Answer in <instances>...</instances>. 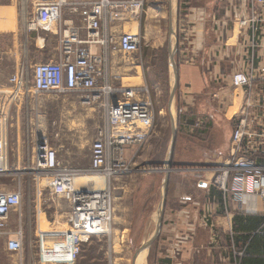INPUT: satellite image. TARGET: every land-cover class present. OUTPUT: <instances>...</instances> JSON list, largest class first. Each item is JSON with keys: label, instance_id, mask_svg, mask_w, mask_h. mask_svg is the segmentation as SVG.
<instances>
[{"label": "built area", "instance_id": "1", "mask_svg": "<svg viewBox=\"0 0 264 264\" xmlns=\"http://www.w3.org/2000/svg\"><path fill=\"white\" fill-rule=\"evenodd\" d=\"M250 17L239 21L251 31L248 71H235L230 78L233 90L247 96L233 116L230 153L216 165L212 185L240 205L254 197L264 200V162L257 163L251 154L255 144L245 138L254 136L249 126L253 116L251 88L253 63L258 58V36L264 39V0H246ZM145 0H33L27 13L28 31L49 30L59 26L60 41L56 58L31 67L30 76L23 68L10 77L13 91H30L36 97L76 95L90 110L103 111V125L90 144L88 168L73 169L63 165L57 151L46 139H38L31 156V172L36 180L45 179L50 195L67 206L65 247L42 253V259L75 262L82 247L93 238H109L115 215L114 191L118 178L129 172V162L137 156L151 134L149 90L145 86L116 87L111 82L110 66L116 54L134 56L142 37L122 32L125 23L137 22ZM80 22V26L74 24ZM262 24L261 29L257 26ZM262 109L264 104L261 103ZM140 109V110H138ZM144 121L139 123V120ZM6 119L0 118V178L9 172ZM259 146L264 150V125ZM129 158V159H128ZM21 190L0 191V239L9 215L20 208ZM58 233V232H57ZM40 239L41 252H44ZM6 250L23 251L22 233L17 231L6 242ZM243 251H233L235 258Z\"/></svg>", "mask_w": 264, "mask_h": 264}, {"label": "crops", "instance_id": "2", "mask_svg": "<svg viewBox=\"0 0 264 264\" xmlns=\"http://www.w3.org/2000/svg\"><path fill=\"white\" fill-rule=\"evenodd\" d=\"M180 1L175 55L180 126L197 141L210 128L211 131H228L215 156L219 160L230 153L233 116L247 96L243 91L231 88L230 78L235 71H248L250 66L251 31L248 26L241 28L238 24L250 17L249 5L246 0ZM257 26L261 29L262 24ZM256 41L258 48L254 52L259 56L253 63L254 81L250 97L254 105V118L249 126L254 136L245 138V141L255 144V152L251 156L255 157L257 163H263L264 150L259 147L263 140L259 135L264 125V109L260 106L264 104V39L258 36ZM55 58L56 54L48 61ZM34 64H30L31 67ZM0 93L3 99L0 112L6 119L3 129L7 136L10 172L6 177L22 178L30 172L31 156L37 141L30 130L46 128L48 124L42 115L46 108L44 96L36 97L30 91L4 90ZM51 147L57 151L60 159L63 147ZM213 176L214 173L205 174L196 185H190L187 189L179 181H173L170 174L154 264H239L241 257L235 258L233 251L244 252L251 242V236L264 226V222L255 227L252 224L254 217H264V200L256 196L240 205L233 197L224 196L212 185ZM16 189L21 190L23 197L22 188ZM48 193L49 198L45 195L39 202L23 204L22 201L20 208L9 215L3 229L5 234L0 239L5 249L0 253V264H29V258L34 259V264L46 262L42 259L44 252L36 249L24 251V245L21 253L8 252L6 242L17 231L22 233L23 244L26 230L29 239L36 237L42 216L47 221L44 218L47 211L52 213L51 223L48 222L52 226L56 225L57 218L66 220V204L54 202L49 190ZM237 215L250 218L235 222ZM31 222L34 230L28 228ZM250 253L249 256L259 260L257 264H264L263 234H258L256 242L250 245Z\"/></svg>", "mask_w": 264, "mask_h": 264}, {"label": "rangeland", "instance_id": "3", "mask_svg": "<svg viewBox=\"0 0 264 264\" xmlns=\"http://www.w3.org/2000/svg\"><path fill=\"white\" fill-rule=\"evenodd\" d=\"M32 1L26 0L24 16L22 0H0V91L12 90L9 79L17 70L23 68L30 76V64L45 63L57 52L58 42L62 37L57 24L49 30L35 32L25 28ZM179 1L145 0L138 23H125L122 27V32L138 33L142 37V44L134 56H114V62L109 67V78L116 87L120 84L124 87L146 85L149 90L148 99L151 101V108L148 110L151 116V134L137 156L128 163V174L118 178L114 185L115 215L111 236L93 238L82 247L74 264H135L142 242L155 228L163 170L168 165L172 138L169 115L172 73L168 54L174 45V38L168 33V20L171 14L176 30ZM133 23L135 26L131 25ZM74 24L80 26L79 21ZM1 94L0 103L3 100ZM43 99L46 108L42 115L44 114V121L48 124L46 128L30 130V134L38 139H46L49 145L62 146L60 160L63 165L80 170L88 168L90 144L103 125V111H92L89 107L81 106L76 95L59 98L44 96ZM178 110L176 90L174 114L177 136L172 158V166L176 168L170 174L173 181H179L188 189L190 185H196L203 179L205 174L214 173L216 165L228 157L223 156L219 160L215 157L220 150V142L228 131H211L210 128L204 132L202 139L197 141L180 126ZM2 115L4 114L0 112V118ZM142 122L144 121L139 120V123ZM47 184L45 179H34L30 170L29 174L22 178L1 177L0 191L12 192L21 187L23 204L29 201L39 202L45 195L49 198ZM54 202L64 203L56 197ZM51 214L47 211L44 217L47 221L42 216V224L40 229L37 228L36 237L29 239L28 232L25 231L24 251L39 250L40 239L45 255L47 251L65 247V237L59 233L66 231V220L57 218L56 225L52 226ZM14 218H17L16 215ZM30 227L34 230L32 222L28 225V228ZM158 242L159 236L149 248L145 258L146 264H154ZM4 250L2 242L0 253ZM29 261V264H34V259L29 258ZM44 264L63 263L60 260H46Z\"/></svg>", "mask_w": 264, "mask_h": 264}, {"label": "water", "instance_id": "4", "mask_svg": "<svg viewBox=\"0 0 264 264\" xmlns=\"http://www.w3.org/2000/svg\"><path fill=\"white\" fill-rule=\"evenodd\" d=\"M169 29L168 33L169 36L174 38V45L169 50L168 58H169V64L171 68L172 73V86L169 94V115H170V122H171V129H172V138L170 143V151H169V161L167 167H164V177L162 180V189H161V196L160 201L157 207V223L155 225V228L152 232V234L145 240L143 245L140 247V250L138 252V258L136 259L135 264H146V256L148 254L149 248L153 242V240L160 235L161 228H162V222L164 217V211L166 207V198H167V188L170 178V173L175 170L176 167L172 166V158H173V152L175 147V141L177 136V127H176V120H175V114H174V102H175V94L178 86V68L175 61V55L178 48V42H177V34L176 30L174 29V24L172 21V16L169 14ZM144 262V263H143Z\"/></svg>", "mask_w": 264, "mask_h": 264}, {"label": "trees", "instance_id": "5", "mask_svg": "<svg viewBox=\"0 0 264 264\" xmlns=\"http://www.w3.org/2000/svg\"><path fill=\"white\" fill-rule=\"evenodd\" d=\"M180 2L181 1H179V4H180ZM244 218H250V217L243 216V215H237L236 218H235V222H236L237 219H239L240 222H242ZM252 220H253L252 221L253 227H255V226H258L259 223L263 224L264 217H262V218L254 217V219H252ZM258 234H263V236H264V226H262L260 229H258L257 234L251 236V242H250L249 246L246 248V250L244 251L243 256L239 259V261H240L239 264H257L259 262L258 259H255L254 257L249 256V255H251V253H250V245H252V244H254L256 242V238H257Z\"/></svg>", "mask_w": 264, "mask_h": 264}, {"label": "bare ground", "instance_id": "6", "mask_svg": "<svg viewBox=\"0 0 264 264\" xmlns=\"http://www.w3.org/2000/svg\"><path fill=\"white\" fill-rule=\"evenodd\" d=\"M22 2H23V14H24V16H25V4H26V0H22ZM23 20V19H22ZM135 23H133V24H131V25H134ZM135 26V25H134ZM27 30V29H26ZM52 32H54L53 30H52ZM132 32H134V31H132ZM171 69V68H170ZM156 216V215H155ZM157 223V218L155 219V224ZM145 242V240L142 242V244H141V246L143 245V243ZM140 246V247H141ZM141 264V263H140Z\"/></svg>", "mask_w": 264, "mask_h": 264}]
</instances>
